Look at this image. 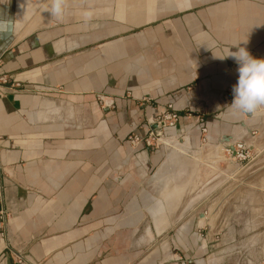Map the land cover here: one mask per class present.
Instances as JSON below:
<instances>
[{
	"label": "crops",
	"instance_id": "obj_1",
	"mask_svg": "<svg viewBox=\"0 0 264 264\" xmlns=\"http://www.w3.org/2000/svg\"><path fill=\"white\" fill-rule=\"evenodd\" d=\"M50 3L0 4V70L33 89L0 98V264H14L6 244L22 264H231L162 189L191 167L174 141L193 151L202 127L216 143L250 132L256 114L229 106L238 65L227 54L264 58V0H64L61 19ZM168 110L173 144L129 141Z\"/></svg>",
	"mask_w": 264,
	"mask_h": 264
},
{
	"label": "rangeland",
	"instance_id": "obj_2",
	"mask_svg": "<svg viewBox=\"0 0 264 264\" xmlns=\"http://www.w3.org/2000/svg\"><path fill=\"white\" fill-rule=\"evenodd\" d=\"M254 113L250 132L229 143L209 142L206 127L200 148L189 151L184 140L174 141V157L189 160L184 165L191 167H175V182L162 189L178 194L172 202L180 210L187 204L193 208L190 218L212 240L211 252L227 256L231 264L236 256L264 264V106ZM162 135V145L173 144Z\"/></svg>",
	"mask_w": 264,
	"mask_h": 264
},
{
	"label": "clouds",
	"instance_id": "obj_3",
	"mask_svg": "<svg viewBox=\"0 0 264 264\" xmlns=\"http://www.w3.org/2000/svg\"><path fill=\"white\" fill-rule=\"evenodd\" d=\"M7 0H0V4ZM51 16L61 19L64 15V0H51L49 6L43 9ZM10 22L7 18L0 19V26L7 28ZM236 45V44H233ZM236 61L238 77L233 86V99L230 109L233 113H254L264 106V58L252 57L248 51L241 47L235 53L228 52ZM224 56H217L221 59Z\"/></svg>",
	"mask_w": 264,
	"mask_h": 264
},
{
	"label": "built area",
	"instance_id": "obj_4",
	"mask_svg": "<svg viewBox=\"0 0 264 264\" xmlns=\"http://www.w3.org/2000/svg\"><path fill=\"white\" fill-rule=\"evenodd\" d=\"M1 67V62H0ZM20 90H33L22 86L21 83L13 81L10 74L4 73L0 70V98L7 96L11 92H16ZM173 106L169 105V109ZM178 122V114L172 110L163 112L156 118H151L148 121V125L156 126L155 128H148L147 133L144 136H140L135 132H132L128 139L129 141L137 146L138 144L147 143L152 146H160L165 143V139L162 135L163 130L169 127H176ZM6 141L0 136V154L5 151ZM7 174V168L0 164V223L3 226H7L9 221L10 212L6 204L5 196V185L4 177ZM7 253L12 258L14 264H22L25 259V254L23 252L14 251L10 248L8 244L5 245Z\"/></svg>",
	"mask_w": 264,
	"mask_h": 264
},
{
	"label": "bare ground",
	"instance_id": "obj_5",
	"mask_svg": "<svg viewBox=\"0 0 264 264\" xmlns=\"http://www.w3.org/2000/svg\"><path fill=\"white\" fill-rule=\"evenodd\" d=\"M170 142V141H169ZM166 143V142H165ZM171 146V145H170ZM167 147V146H166ZM168 148V147H167ZM175 212V211H174Z\"/></svg>",
	"mask_w": 264,
	"mask_h": 264
}]
</instances>
